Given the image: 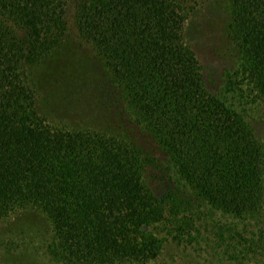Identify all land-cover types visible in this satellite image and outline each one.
I'll list each match as a JSON object with an SVG mask.
<instances>
[{
    "label": "trees",
    "instance_id": "16d2710c",
    "mask_svg": "<svg viewBox=\"0 0 264 264\" xmlns=\"http://www.w3.org/2000/svg\"><path fill=\"white\" fill-rule=\"evenodd\" d=\"M211 1L0 0V223L42 213L54 264H264V0H227L214 86L186 31ZM39 82L107 131L48 123Z\"/></svg>",
    "mask_w": 264,
    "mask_h": 264
},
{
    "label": "rangeland",
    "instance_id": "374dc122",
    "mask_svg": "<svg viewBox=\"0 0 264 264\" xmlns=\"http://www.w3.org/2000/svg\"><path fill=\"white\" fill-rule=\"evenodd\" d=\"M230 8L227 0H212L207 6H204L188 21L187 28V44L193 47L202 62L204 72L210 74V86L218 83L219 78L223 76L227 68L235 63L234 48L230 44L229 39L225 37L228 31L227 25L230 24ZM91 55L92 59L90 68L98 63L95 55L84 48H79L81 53ZM69 59V57H68ZM47 64H45L46 66ZM44 66V65H41ZM40 65L32 67L33 75L40 70ZM38 92L42 95L36 105L37 112L44 116L46 121L54 126L76 129H107L96 117L88 115L87 102L82 101L69 109L70 104L66 105L64 90L58 86H54L51 90L49 85H44V82H39L37 85ZM49 92V93H48ZM46 98L49 105L46 107ZM54 102V106L52 103ZM57 102L58 107L55 108ZM61 102V103H60ZM64 102V103H63ZM41 104V105H40ZM252 125L259 132V136L264 139V108H258L256 113L251 117ZM151 147V146H150ZM155 174V173H154ZM157 183L156 180L153 181ZM160 184V183H159ZM158 184V187H160ZM154 186V185H153ZM31 214V213H30ZM35 219L32 223V230L26 226L22 237L20 234L15 235V231L11 230L9 222L0 223V264H54L51 257L47 253V247L53 242V232L50 222L40 212H32ZM15 217V216H14ZM14 217H9L13 220ZM161 226L149 227L148 231L156 236L162 233ZM165 254L176 255L182 264H196L190 257L191 252L187 250L174 248L173 246H165ZM186 257H184V256ZM178 260V261H179Z\"/></svg>",
    "mask_w": 264,
    "mask_h": 264
}]
</instances>
